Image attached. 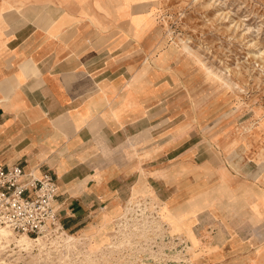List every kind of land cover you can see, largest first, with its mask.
<instances>
[{
	"label": "crops",
	"instance_id": "1",
	"mask_svg": "<svg viewBox=\"0 0 264 264\" xmlns=\"http://www.w3.org/2000/svg\"><path fill=\"white\" fill-rule=\"evenodd\" d=\"M143 1L0 0V163L53 176L65 229L108 224L140 195L174 209L206 193L216 208L242 178L220 101Z\"/></svg>",
	"mask_w": 264,
	"mask_h": 264
},
{
	"label": "rangeland",
	"instance_id": "2",
	"mask_svg": "<svg viewBox=\"0 0 264 264\" xmlns=\"http://www.w3.org/2000/svg\"><path fill=\"white\" fill-rule=\"evenodd\" d=\"M142 9L197 74L201 94L220 101L231 122L221 146L242 177L237 187L222 184L227 199L216 208L218 196L206 193L174 209L133 196L108 224L27 243L0 226L9 233L0 236V264H264V0H144ZM244 166L253 168L248 181Z\"/></svg>",
	"mask_w": 264,
	"mask_h": 264
},
{
	"label": "built area",
	"instance_id": "3",
	"mask_svg": "<svg viewBox=\"0 0 264 264\" xmlns=\"http://www.w3.org/2000/svg\"><path fill=\"white\" fill-rule=\"evenodd\" d=\"M57 186L48 172L0 163V226L33 239L62 229L55 200Z\"/></svg>",
	"mask_w": 264,
	"mask_h": 264
},
{
	"label": "bare ground",
	"instance_id": "4",
	"mask_svg": "<svg viewBox=\"0 0 264 264\" xmlns=\"http://www.w3.org/2000/svg\"><path fill=\"white\" fill-rule=\"evenodd\" d=\"M213 76H216V75H213ZM8 230V229H6ZM5 228H0V236L3 237L4 239H6L7 241L9 240V232H11L10 230L6 231ZM12 233V232H11ZM28 237L29 236H26L24 234H20V241L23 242V243H27V240H28ZM31 238V237H30ZM19 240V239H18ZM29 241V240H28ZM19 242V241H18ZM9 243V242H8Z\"/></svg>",
	"mask_w": 264,
	"mask_h": 264
}]
</instances>
